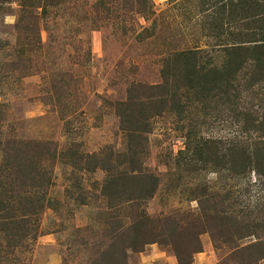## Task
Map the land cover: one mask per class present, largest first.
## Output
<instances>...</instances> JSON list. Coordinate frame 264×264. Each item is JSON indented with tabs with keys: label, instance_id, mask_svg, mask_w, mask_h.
Listing matches in <instances>:
<instances>
[{
	"label": "rangeland",
	"instance_id": "1",
	"mask_svg": "<svg viewBox=\"0 0 264 264\" xmlns=\"http://www.w3.org/2000/svg\"><path fill=\"white\" fill-rule=\"evenodd\" d=\"M27 1L0 0V264L98 262L114 232L129 229L141 210L190 222L209 204L224 202L228 216L264 209V176H235L193 152L196 141L224 139L226 148V138L250 145L264 136V126L244 131L234 114L264 118L261 71L227 107L211 94L194 101L188 88L153 106L146 99L179 52L195 51L200 66L218 68L226 47L264 35V0ZM131 96L144 103L141 121L149 117L137 158L121 120ZM137 171L157 180L141 209L108 183ZM8 228L30 233L14 245ZM199 237L192 264H236V245L216 247L206 229ZM158 250L178 264L158 243L127 250L128 262L149 263Z\"/></svg>",
	"mask_w": 264,
	"mask_h": 264
},
{
	"label": "trees",
	"instance_id": "2",
	"mask_svg": "<svg viewBox=\"0 0 264 264\" xmlns=\"http://www.w3.org/2000/svg\"><path fill=\"white\" fill-rule=\"evenodd\" d=\"M21 2L29 3L27 0H21ZM52 2H47V4ZM249 38L251 40L246 41L247 45L236 46L233 44L235 46L226 47L227 57L218 68L208 69L200 66L195 51L179 52L174 56L172 65H170L171 63L165 65L162 84L150 88L154 91L146 98L148 104L153 106L157 100L166 97V93L173 94L176 93V90L183 89L184 91L185 88H188L192 91L190 98L194 101L204 100L203 95L211 94V98L221 99L219 101L221 105L231 106V101L238 99L234 95L241 93L245 83H256V78H261L260 71L264 75V35L255 39ZM171 90H173L172 93ZM135 98L131 96L123 103L128 111L121 114V120L123 130L129 134H127L128 137L133 139L129 149L135 153L137 158L141 155V152L138 151L140 144H137V134L141 136L142 130L147 128L146 122L149 117L141 121V118L146 115L142 112L144 103H140ZM146 107L149 111H155L148 105ZM206 107L208 106L204 104V108ZM234 114L243 121L244 131L252 133L253 129H259L256 124L260 127L264 126L263 117L259 122L258 118H252L249 113L237 111ZM227 115L230 117L229 112ZM262 139L264 136H259L250 145H245L239 143V140L226 138L229 143L226 148L223 144L224 139H206L204 142L196 141L193 152L197 161L203 163L213 159L215 165L221 164L219 167L234 172L235 176L241 175L242 171L249 174L254 171L264 176V143L261 142ZM238 166L241 167V170H237ZM137 173H124L116 179L110 177L108 183L116 187L118 193L114 195L119 199L123 198L124 204L131 203V208L141 209L145 201L154 195L157 180L154 175L141 174V171H137ZM224 201L226 200L224 199ZM239 213L228 216L229 210L224 207V202L220 205L209 204L198 216L193 215L192 221L185 222L186 216L184 215L172 214L154 218L141 210L137 214L139 218L129 229L118 231L116 235L114 232L113 242L110 241L108 247L100 253L98 262L92 264H129L127 250L140 252L146 246L154 243L171 247L178 264H192L194 254L202 252L199 234L204 229L211 234L216 247L219 248L222 243L227 246L236 245L235 249L237 250L233 254V261L236 264H257L264 259V223H262L264 222V209L240 210ZM22 215L26 216V214ZM22 219L21 223H17V221L15 223L25 224L26 217ZM232 221L234 226H230ZM22 231L21 234L14 231V228H8V235L12 238L10 243L19 245L20 242L16 240L19 235L21 238H25L30 233L28 229L24 230L23 228L20 232ZM247 237H254L256 241L239 246L238 241Z\"/></svg>",
	"mask_w": 264,
	"mask_h": 264
},
{
	"label": "crops",
	"instance_id": "3",
	"mask_svg": "<svg viewBox=\"0 0 264 264\" xmlns=\"http://www.w3.org/2000/svg\"><path fill=\"white\" fill-rule=\"evenodd\" d=\"M153 249H156V248H153ZM155 252H157V253H155L154 255H150V254L148 255L147 259L150 260L151 263L149 262V263H146V264H166V262H165L166 260L170 261V264H177L176 260H174V257H172V256L167 257L168 255H166L164 252H162V250L161 251L158 250V251H155ZM156 257H158V258H156ZM166 257L168 259H166Z\"/></svg>",
	"mask_w": 264,
	"mask_h": 264
}]
</instances>
